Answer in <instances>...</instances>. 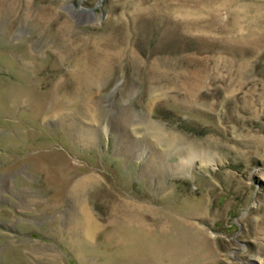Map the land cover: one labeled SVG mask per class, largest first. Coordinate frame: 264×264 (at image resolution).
Instances as JSON below:
<instances>
[{
  "label": "rangeland",
  "instance_id": "374dc122",
  "mask_svg": "<svg viewBox=\"0 0 264 264\" xmlns=\"http://www.w3.org/2000/svg\"><path fill=\"white\" fill-rule=\"evenodd\" d=\"M0 264H264V0H0Z\"/></svg>",
  "mask_w": 264,
  "mask_h": 264
}]
</instances>
